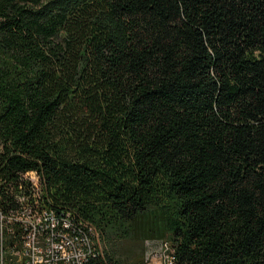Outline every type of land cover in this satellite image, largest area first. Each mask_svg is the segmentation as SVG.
<instances>
[{"label":"trees","instance_id":"trees-1","mask_svg":"<svg viewBox=\"0 0 264 264\" xmlns=\"http://www.w3.org/2000/svg\"><path fill=\"white\" fill-rule=\"evenodd\" d=\"M25 172L172 264H264V0H0L4 213Z\"/></svg>","mask_w":264,"mask_h":264},{"label":"built area","instance_id":"built-area-1","mask_svg":"<svg viewBox=\"0 0 264 264\" xmlns=\"http://www.w3.org/2000/svg\"><path fill=\"white\" fill-rule=\"evenodd\" d=\"M3 189L13 205L6 213L0 210V264H86L95 253L103 258L93 224L75 223L71 214L58 215L41 206V179L36 172L21 174ZM157 244L165 260L159 264H172L169 243Z\"/></svg>","mask_w":264,"mask_h":264},{"label":"rangeland","instance_id":"rangeland-1","mask_svg":"<svg viewBox=\"0 0 264 264\" xmlns=\"http://www.w3.org/2000/svg\"><path fill=\"white\" fill-rule=\"evenodd\" d=\"M97 232V247L103 255L107 254L113 262L118 264H159V262L165 261L160 256L161 251L157 246V242L161 240L146 239L135 243V240L120 237L118 234L102 236L98 229ZM162 264L164 263L162 262Z\"/></svg>","mask_w":264,"mask_h":264}]
</instances>
